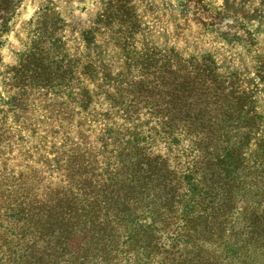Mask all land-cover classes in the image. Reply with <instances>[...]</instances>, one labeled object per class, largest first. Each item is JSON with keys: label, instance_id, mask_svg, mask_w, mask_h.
Segmentation results:
<instances>
[{"label": "rangeland", "instance_id": "rangeland-1", "mask_svg": "<svg viewBox=\"0 0 264 264\" xmlns=\"http://www.w3.org/2000/svg\"><path fill=\"white\" fill-rule=\"evenodd\" d=\"M107 4L0 0V264H103L100 246L87 236L56 243L55 211L22 226L6 197L22 177L36 187L34 198L57 181L75 184L80 173H73L88 154L71 149L73 135L79 131L91 144L123 123L114 90L102 83L106 64L115 84L145 62L209 58L246 91L260 121L259 135L242 156L252 160L256 139L264 142V0H119L109 3L110 21L103 13ZM96 182L102 183L100 175ZM234 197L242 203L236 210L245 211H232L226 229L207 242L197 218L187 216L174 242L157 235V257L153 245H142L156 218L141 216L132 240L137 264H222V255L226 264H264V179L238 186Z\"/></svg>", "mask_w": 264, "mask_h": 264}, {"label": "trees", "instance_id": "trees-1", "mask_svg": "<svg viewBox=\"0 0 264 264\" xmlns=\"http://www.w3.org/2000/svg\"><path fill=\"white\" fill-rule=\"evenodd\" d=\"M107 1L103 13L110 21L115 17L109 3L119 0ZM166 58L143 63L137 75L115 84L107 78V64L103 67L102 83L107 80L114 90L123 123L106 128L91 144L85 134L73 135L71 149L88 154H81L75 184L57 181L34 198L30 193L36 187L24 177L11 183L6 200L16 223L28 226L39 213L55 211L59 217L50 226L60 231L59 245L87 236L100 246L103 264H137L133 231L146 213L156 220L142 245H153L157 257L160 237L174 242L187 216L197 218L199 234L208 242L216 230L228 227L232 211H245L236 210L241 201L235 189L264 179L263 139H256L252 160L242 156L259 135L252 102L209 58ZM99 175L102 183L96 182ZM222 256L226 264L228 256Z\"/></svg>", "mask_w": 264, "mask_h": 264}]
</instances>
